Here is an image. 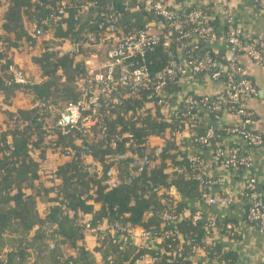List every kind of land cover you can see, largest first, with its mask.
<instances>
[{"label": "trees", "instance_id": "obj_1", "mask_svg": "<svg viewBox=\"0 0 264 264\" xmlns=\"http://www.w3.org/2000/svg\"><path fill=\"white\" fill-rule=\"evenodd\" d=\"M123 1L100 0V5L115 3L120 7ZM84 2L0 0V264H136V259L145 253L157 260L144 264H237L238 251L227 252L219 242H208L213 227L207 221L193 220L196 207L189 201L203 200V192L211 186L194 178L198 170L191 168V155L181 150L176 133L187 131L192 142L205 150L195 143L196 136L205 134L215 121L221 123V118L208 109H194L188 115L184 111L176 113L182 106L173 104L182 91L184 78H176L162 89L159 98L168 101L167 109L158 104L159 98H153L150 104L149 90L141 91L139 98L123 97L116 102L111 101L116 94L112 93L106 102L104 99L98 121L88 133L77 129L64 133L56 126L57 116L52 114L50 105L60 109L81 98L80 82L87 73L86 51L62 56L50 52L48 45L54 39L46 33L47 28H43L42 36L36 35L32 24L63 4L68 17L65 27L54 29L55 37L79 39L90 26L88 16L81 13ZM194 2L189 10L212 9L198 7ZM148 22L150 19H144L142 13L123 11L119 27L127 33L147 27ZM180 22L182 28L194 26L182 19ZM211 23L218 27L216 19ZM168 31L173 37L178 34V30L163 28L159 43L146 51L152 73L181 54L178 42L164 39ZM22 50L30 53L34 73H26L31 80L27 84H16L9 66L21 67L16 57ZM215 50L206 40L197 38L191 54L198 57L207 52L226 65L228 45ZM118 89L121 94L122 87ZM171 94L175 96L173 102ZM37 101L47 104L39 107L35 105ZM201 110L211 118L206 127L200 120ZM226 128L222 124L217 135L224 137ZM151 137L165 143L158 164L137 173L117 159L128 149L127 142L135 144L138 152L150 154L154 149L149 142ZM113 139L116 145L111 142ZM83 145L89 148L90 158L82 154ZM71 151L75 155L70 156ZM90 160L99 162L101 167L88 170ZM175 166L185 167L186 171L178 173ZM111 167L117 170L120 183L108 189L104 174ZM164 213L176 215L177 219L172 223L163 217ZM84 215H90L93 231L83 223ZM231 224L224 223L222 230L229 238H241L235 224ZM121 228L158 232L163 240L146 246L129 240L115 241L111 232L121 233ZM89 236L94 237V246L88 245ZM189 238L195 241L189 244ZM194 245L200 251L193 250ZM200 255L206 260L198 258Z\"/></svg>", "mask_w": 264, "mask_h": 264}, {"label": "built area", "instance_id": "obj_2", "mask_svg": "<svg viewBox=\"0 0 264 264\" xmlns=\"http://www.w3.org/2000/svg\"><path fill=\"white\" fill-rule=\"evenodd\" d=\"M191 1L125 0L118 7L115 3H107L101 6L100 0H85L81 13L88 16L86 19L89 20L90 26H87L81 32L79 39L55 37L54 29L57 26L65 27L64 20L68 17L63 4L42 19L34 22L32 31L36 35L42 36L45 33L43 28L46 27L48 31L46 33L54 39L48 45V51L55 52L59 56L77 55L82 50L89 52V54L92 53L88 59L84 60L87 73L80 82L81 98L76 102L64 105L60 109L50 105L52 114L57 116L56 126L64 133L69 132L71 129H77L86 134L96 125L99 109L102 108L104 99L106 102L112 93L116 94L111 101L116 102L123 97H134L136 95L139 98L141 91L149 90L151 93L147 96V99L151 104L153 98H159L162 89L176 78L207 73L211 80L219 81L222 84V93L216 96L203 95L199 97L185 95L181 98L182 107L176 113L184 111L183 114L188 115L194 109H208L218 113V118H221L225 112L233 113L239 117L240 124L227 127L226 135L239 136L249 147L262 145L264 143L263 136L249 129L252 115L244 106V99L255 95L256 87L248 77L244 67L237 61L236 55L244 52L251 59L260 61L264 43L258 38L245 42L242 28L236 22L234 0H214L210 12L200 8L189 10ZM255 2L260 7H264V0H255ZM91 9H94L92 13H90ZM123 11L142 13L144 19H150V22L145 28L133 29L127 33L121 32L119 26ZM217 15H221L224 22L222 32L211 23V20ZM181 19L190 22L194 26L189 29L182 28V25H180ZM92 27L95 28L92 29ZM165 27L178 30V34L174 37L168 31L164 39L168 42H178V51L181 54L179 59L172 58L163 69L152 73L146 60V51L159 43ZM197 38L226 43L228 45V63L226 65L220 64L207 52L198 57H193L191 54L192 47ZM217 51L215 50V52ZM9 70L12 74V81L16 84H27L31 81L15 65H10ZM119 87L123 89L121 94H119ZM174 97V95H170L172 102ZM46 104L42 101L35 103L39 107H45ZM158 104L164 105L166 109L170 107L166 99L159 98ZM221 125V123L215 121L207 127L205 134L196 136L195 143H198L204 149H210L215 159L223 167L235 172L250 173L254 164L251 153L241 151L237 146L225 147L222 142L223 137L216 133ZM179 135L180 133H176V137ZM129 137L132 136L129 135ZM111 142L113 145L117 143L114 139ZM126 146L128 149L120 153L117 159L126 162L130 171L134 170L140 173L145 170L146 166L158 164L161 161L165 143L162 141L161 144L154 146L150 154L138 152L135 150V144L130 142H127ZM82 147L85 148L82 154L90 158L89 148L87 149L84 145ZM75 153V151H71L70 156L75 155ZM90 162L91 164L87 166L88 170L101 167V164L97 161L90 160ZM191 168L198 170L194 173V178L197 181L209 186L214 185L216 182L208 172V164L203 155L195 154L191 156ZM174 170L182 173L186 171V168L175 166ZM104 177L108 189L114 188L120 183L117 170L113 167L105 171ZM246 189L249 202L248 219L263 229L264 192L252 175L247 177ZM202 198L208 204L214 206L226 207L229 205L227 197L216 193L212 194L209 191L203 192ZM163 217L172 223L177 219L176 215L170 213H164ZM89 218L90 216L84 215L82 221L87 229L93 231ZM202 218L203 213L199 210L195 211L193 220L198 222ZM210 221V226H214V219ZM111 236L115 241L129 240L145 246L163 240V236L158 232L139 228H121V233L114 230L111 232ZM194 241L195 239L189 238L187 243L191 244ZM49 246L53 248L54 244L51 243ZM193 250L200 251L196 245L193 246ZM156 260L157 257L145 253L137 258L135 263L144 264Z\"/></svg>", "mask_w": 264, "mask_h": 264}, {"label": "crops", "instance_id": "obj_3", "mask_svg": "<svg viewBox=\"0 0 264 264\" xmlns=\"http://www.w3.org/2000/svg\"><path fill=\"white\" fill-rule=\"evenodd\" d=\"M213 2L214 0H195L194 3L198 7H212ZM234 6L236 22L242 28L244 40L247 42L258 38L264 43V7H260L255 0H234ZM214 19H216L219 31L222 32L224 22L221 15H217ZM206 43L217 50L226 49V43L223 41L206 40ZM236 58L256 87V94L244 99V106L252 115L249 129L261 134L264 138V49L260 61H255L245 54H237ZM181 85L182 91L178 94L176 103H172L173 106L175 105L174 107L179 106L181 98L189 93L200 96H216L223 91V86L219 81H213L208 75L203 74L198 77L189 75L181 81ZM200 120L205 124V127L211 124V118L205 110H201ZM220 122L226 127H230L240 124V119L233 113L225 112L222 114ZM149 142L157 146L162 143V140L151 137ZM176 142L182 151L188 152L191 156L202 154L205 157L208 172L216 181L209 188V192L220 194L229 200V205L226 207L208 204L204 199L189 201L191 206L196 207V211L199 210L203 213L202 220L211 225L210 220L214 219V223L218 224L216 227L209 226L213 228H210L211 233L208 235L207 241L219 242L223 250L227 252L237 250V264H264V228L261 229L248 219L249 202L246 195V181L249 175L256 178L264 192V143L257 147H249L239 136L225 135L222 138L225 147L237 146L241 151L251 153L254 164L250 173H247L244 171L235 172L223 167L213 157L210 149L202 150L197 147L187 131L182 132L176 138ZM188 213V210L185 211V215ZM224 223L235 224L234 226L242 237L235 240L229 238L221 228ZM87 243L89 246H94V237H87ZM198 258L202 261L206 260L203 255ZM213 264L220 263L215 261Z\"/></svg>", "mask_w": 264, "mask_h": 264}, {"label": "rangeland", "instance_id": "obj_4", "mask_svg": "<svg viewBox=\"0 0 264 264\" xmlns=\"http://www.w3.org/2000/svg\"><path fill=\"white\" fill-rule=\"evenodd\" d=\"M19 54L17 55V57H16V63L19 65V66H21L20 68H19V70H21V71H23V73L24 74H26V73H30V74H32V73H34V67L30 64V62H29V58H30V53H27L25 50H22V51H20V52H18ZM89 52H86L85 53V56L87 57V58H85V59H88L89 58V56L90 55H92V53L91 54H89ZM28 73V74H29Z\"/></svg>", "mask_w": 264, "mask_h": 264}]
</instances>
